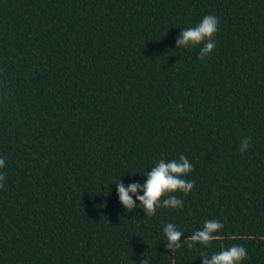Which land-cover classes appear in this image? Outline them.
<instances>
[{
    "label": "trees",
    "instance_id": "16d2710c",
    "mask_svg": "<svg viewBox=\"0 0 264 264\" xmlns=\"http://www.w3.org/2000/svg\"><path fill=\"white\" fill-rule=\"evenodd\" d=\"M206 15L210 55L177 49ZM180 155L183 207L125 211L115 182ZM0 159V264H202L233 245L264 264V0H0ZM208 220L224 228L190 246Z\"/></svg>",
    "mask_w": 264,
    "mask_h": 264
},
{
    "label": "clouds",
    "instance_id": "9594fccd",
    "mask_svg": "<svg viewBox=\"0 0 264 264\" xmlns=\"http://www.w3.org/2000/svg\"><path fill=\"white\" fill-rule=\"evenodd\" d=\"M218 28V18L214 15H206L196 26L182 29L179 39L176 40V47L177 49L200 47V58L203 59L215 49L214 36ZM251 139L250 136L242 139L240 143L242 154L250 148ZM5 166L4 159H0V168ZM193 171L194 166L184 155L170 161L161 159L150 171L143 173L146 176L145 183L132 182L125 186L122 179L115 182L119 201L125 211L132 212L139 207L143 209L146 216H155L159 208H182L183 200L174 193L188 195L192 192L195 181H190L186 177ZM5 180L6 175L0 174V188L4 187ZM141 192L142 195H140ZM136 201H139V204ZM223 228L224 224L219 220H208L205 221L201 230L195 231L187 239L192 242L190 246L199 243L205 247H211L216 239L215 234ZM163 232L167 241L165 244L167 251L174 253L185 243V240L181 241L184 233L174 224L168 223ZM200 257L202 264H242L248 255L245 247L233 245L210 256L202 254ZM139 264H149V261L142 259Z\"/></svg>",
    "mask_w": 264,
    "mask_h": 264
}]
</instances>
